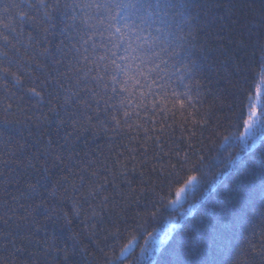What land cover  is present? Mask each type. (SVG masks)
Returning <instances> with one entry per match:
<instances>
[{"label":"trees","instance_id":"1","mask_svg":"<svg viewBox=\"0 0 264 264\" xmlns=\"http://www.w3.org/2000/svg\"><path fill=\"white\" fill-rule=\"evenodd\" d=\"M182 2L184 17L178 19L184 32L192 33L188 47L196 65L191 93L195 109L189 111L196 112L197 122L178 111L174 117L169 113L154 118L157 128L165 121L172 126L165 127L163 136L164 152L171 159L164 156L162 162L155 159L161 153L152 140L147 141V155L139 147L144 143L143 132L130 142L95 119L88 122L78 114L69 119L63 109L58 115L50 111L63 103L62 90L59 101L56 98L55 81L61 79L58 72L68 71L65 65L72 55L64 58V64L55 63L61 56L58 48L67 51L60 44L66 37L59 26L47 34L50 43L35 47L29 44L27 32L37 33L26 26L17 45L19 52L7 50L9 58L21 60L31 78L22 73L23 90L11 84L8 90L0 86V264H63L65 249L74 264H105L109 258L114 264H197L205 258L216 264H264V140L244 151L234 140L224 141L225 136L242 131L232 126L233 112L238 111L244 89L260 66L264 0ZM43 35L39 33L41 39ZM44 47L51 56L39 55ZM37 77L35 86L43 96L40 102L27 92ZM76 108L73 104L71 111ZM73 120L78 121L75 128ZM128 131L136 136L135 130ZM229 152L237 157L234 166L225 171L192 216L181 218L184 209L166 207L170 184L197 168L208 174L206 181L212 180L224 168L223 157ZM56 156L62 159L53 163ZM170 163L177 167L171 168ZM29 183L36 184L37 191L29 189ZM82 183L85 188L104 184L101 191L109 199L101 207L97 205L102 196L90 204L79 201L83 211L77 218L71 215L72 198L80 193L73 186L79 188ZM229 191L238 195L224 205L227 215L222 223L213 219L195 230L194 217L200 222L205 209L220 207ZM93 209L99 215L93 216ZM64 212L69 213L71 225ZM85 213L91 217L87 225L80 222ZM193 231L195 239L188 235ZM131 242H135L132 249L121 256Z\"/></svg>","mask_w":264,"mask_h":264},{"label":"snow or ice","instance_id":"2","mask_svg":"<svg viewBox=\"0 0 264 264\" xmlns=\"http://www.w3.org/2000/svg\"><path fill=\"white\" fill-rule=\"evenodd\" d=\"M221 6L231 10L228 5ZM185 7L182 0H0V48L5 49L0 51V56L5 58L0 60V86L5 90H8L10 84L22 90L24 88L22 73H25V69L22 62L9 58L7 50L19 52L17 45L21 43L20 37L26 34L25 27L36 31L37 35L27 32L29 44L35 47L50 43L47 34L59 26L66 37L60 44L66 45L67 51L58 48L61 56L55 63L64 64V58L69 53L72 55L65 65L68 71L58 72L61 79L55 81L56 98L59 101L62 90L63 103H58L50 111L58 115L59 110L63 109L69 119L77 114L85 117L88 122L95 119L110 128L114 134L128 137L130 142L143 132L144 143L139 147L143 148L145 155L148 152L147 141L152 140L161 153L155 159L158 162H162L164 156L171 159L170 154L164 152L163 136L165 127L172 126L165 121L164 126L157 128L158 121L154 118L169 113L174 117L178 111L181 116L187 113L188 117L193 118V123L197 122L196 112L189 111L195 109L191 93L196 65L188 47L192 33H185L178 19L184 17ZM41 32L44 34L43 39L39 36ZM260 51L259 69L244 89V100L238 111L233 112L235 119L232 126L242 131L234 133L231 138L224 137L225 142L234 140L240 146V151L264 140V45L260 46ZM39 55L47 58L51 56V52L44 47ZM37 67L41 65L37 64ZM237 67L239 70V66ZM25 74L31 78L30 73ZM38 79L39 77L33 79V86L28 87L27 92L40 102L43 96L35 86ZM44 83H49L47 77ZM199 86L197 83V87ZM73 104L77 105L75 112L71 111ZM90 112H94L95 116ZM77 123L78 121L73 120L74 128ZM128 130H135L136 136H131ZM153 132L156 133L155 137L151 135ZM51 143L50 140L49 144ZM221 147L227 150L225 144ZM172 155H176L178 159L177 153ZM60 159L62 157L56 156L53 163ZM200 160L202 162L204 157L201 156ZM236 160L237 157L229 152L228 156L223 157L224 168L210 181L205 179L208 174L201 173L198 168L187 172L169 185L166 207L174 211L184 209L180 212L181 218L192 216L203 206L208 193L215 188L225 171L234 166ZM184 165L186 160L181 167ZM170 167L175 169L177 165L170 163ZM261 167L264 168V162ZM44 169L48 170L47 163ZM92 175L95 176L96 173L93 172ZM175 175L179 176V173ZM64 179L67 180V177ZM81 180L83 181V177ZM28 188L37 191L36 184L29 183ZM102 189H105L104 184L99 187L90 184L88 188L83 183L79 188L73 186V191L80 195L72 198L71 215L77 218L82 216L81 200L84 204H90L102 196L97 207L103 206L109 197L103 195ZM64 191L67 193L68 189L65 188ZM197 193H200L199 198ZM52 194H55V188ZM236 195L238 193L229 191L220 207L205 209L200 222H196L194 217V229L202 228L204 223L213 219L222 223L223 217L227 215L224 205ZM185 205H188L186 209ZM157 214L153 212L152 216ZM92 215L99 213L93 209ZM64 219L68 225L73 222L68 212H64ZM89 219L91 217L85 213L80 222L87 225ZM210 227L216 230L215 225L210 224ZM188 235L195 239L196 232ZM124 247L126 249L128 245ZM16 251L22 249L17 248ZM64 252L63 264H74L72 254L67 249ZM141 253L146 254L145 249H141ZM115 260H120V256H115ZM105 264L114 262L109 258ZM197 264H216V261L205 258Z\"/></svg>","mask_w":264,"mask_h":264},{"label":"rangeland","instance_id":"3","mask_svg":"<svg viewBox=\"0 0 264 264\" xmlns=\"http://www.w3.org/2000/svg\"><path fill=\"white\" fill-rule=\"evenodd\" d=\"M134 244H135V242H131V243H129L128 244V247L125 249H123L122 250V252H123V255L122 256H124V255H126L131 249H132V247L134 246Z\"/></svg>","mask_w":264,"mask_h":264}]
</instances>
